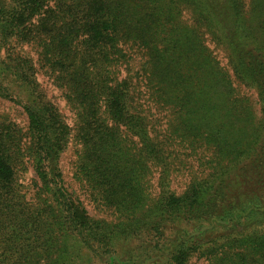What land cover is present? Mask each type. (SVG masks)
I'll return each instance as SVG.
<instances>
[{"label":"trees","instance_id":"trees-1","mask_svg":"<svg viewBox=\"0 0 264 264\" xmlns=\"http://www.w3.org/2000/svg\"><path fill=\"white\" fill-rule=\"evenodd\" d=\"M197 261L264 264V0H0V264Z\"/></svg>","mask_w":264,"mask_h":264},{"label":"rangeland","instance_id":"rangeland-1","mask_svg":"<svg viewBox=\"0 0 264 264\" xmlns=\"http://www.w3.org/2000/svg\"><path fill=\"white\" fill-rule=\"evenodd\" d=\"M253 99H254V97H253ZM62 104H63V103L61 102L60 105L62 106ZM63 110H65V109L63 108ZM69 160H70V156H68L67 159H65L66 162H68ZM65 165H66L65 167H66V169H67V168H68V167H67V164H65ZM66 177H68V173L66 174ZM66 182H67V184H69V185L72 186V187H79L78 184H75L73 181H71V180L69 179V177L66 178ZM88 209H89V212H90L91 215H94V214H95V211H94L92 208H88ZM196 263H197V264H201L200 261H197Z\"/></svg>","mask_w":264,"mask_h":264}]
</instances>
